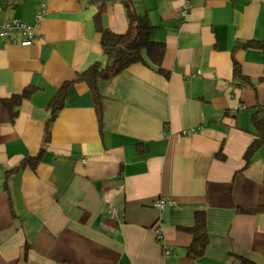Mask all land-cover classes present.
<instances>
[{"label": "crops", "instance_id": "1", "mask_svg": "<svg viewBox=\"0 0 264 264\" xmlns=\"http://www.w3.org/2000/svg\"><path fill=\"white\" fill-rule=\"evenodd\" d=\"M105 1L103 25L125 31L121 1ZM133 1L165 45L169 75L137 62L100 80L101 126L87 83H74L45 142L56 89L106 61L93 23L99 5L0 0V23H34L45 10L33 43L0 42V97L38 87L13 121L0 104V264L192 263L184 255L191 235L179 226L198 210L209 233L201 264H236L232 253L264 264V143L244 159L251 112L264 116V48L233 52L249 83L233 77L231 58L238 40L264 38V0H191L185 16L183 0ZM40 151L34 169L4 182L7 169ZM160 195L175 203L153 207Z\"/></svg>", "mask_w": 264, "mask_h": 264}, {"label": "trees", "instance_id": "2", "mask_svg": "<svg viewBox=\"0 0 264 264\" xmlns=\"http://www.w3.org/2000/svg\"><path fill=\"white\" fill-rule=\"evenodd\" d=\"M99 5L98 12L93 18L94 28L100 34V46L106 56L105 63L95 61L85 69L79 71L75 78L64 81L54 92L47 108L49 117L45 122L44 141L49 137V125L55 118L57 111L64 104V100L74 83L84 81L87 83L93 98L94 108L99 126L102 125V98L103 95L99 88V81L109 78L133 63H142L145 65H154L157 71L164 76L169 72L161 66L162 58L165 52L163 42L152 39L154 25L150 22L146 13L137 10L133 0H120L124 6L127 15V27L123 32H115L102 23V14L105 10V0H90ZM7 2V0H6ZM246 48H264V38L261 40L247 39L238 40L232 48V74L238 82L249 83V79L241 72L239 62L234 57L235 49ZM38 90L34 85L24 87L20 92L12 93L8 97H0V104L7 110L10 120L13 121L18 114V107L23 99L29 98ZM251 121L254 127V137L244 152L245 164L251 161V157L256 148L264 143V116L260 108L251 112ZM43 150V148H42ZM40 151L36 155L25 157L19 164L7 169L4 175V182L8 177L24 166H30L32 169L40 160ZM218 157L223 158V154L218 151ZM6 187V183H4ZM242 211H253L254 209H241ZM183 231L191 235V241L185 248L184 255L192 260L188 264H201L199 259L205 253L209 243V233L206 223V215L203 210H198L194 214L192 225L179 226ZM232 260L236 264H255L251 259L242 255L232 253Z\"/></svg>", "mask_w": 264, "mask_h": 264}, {"label": "built area", "instance_id": "3", "mask_svg": "<svg viewBox=\"0 0 264 264\" xmlns=\"http://www.w3.org/2000/svg\"><path fill=\"white\" fill-rule=\"evenodd\" d=\"M191 0H183V5L181 9L182 16H185L187 13V10L190 6ZM44 6H40V8L36 11L35 14V22L34 23H28L26 21H23L20 18L13 17L11 19L5 20L0 23V42H10V43H20L24 45H29L34 42L36 39V24L43 18L44 16ZM15 31L19 32L21 35V38L18 39L15 36ZM196 75L199 74V71L195 73ZM239 108H244L243 105H239ZM195 130L194 127H190L189 131L193 132ZM186 130H182L181 133H185ZM175 203L174 199L171 197H166L164 195H160L156 197L153 202L152 206L162 210L166 206H172ZM106 210L110 214L111 217H114L117 215V208L113 205H107ZM156 236L159 239L161 237V228L158 227L155 229ZM164 255H168V250H164ZM62 264H74L72 262L69 263H62Z\"/></svg>", "mask_w": 264, "mask_h": 264}]
</instances>
